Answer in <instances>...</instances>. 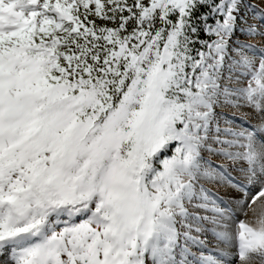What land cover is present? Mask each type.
I'll list each match as a JSON object with an SVG mask.
<instances>
[{
    "label": "snow or ice",
    "instance_id": "snow-or-ice-1",
    "mask_svg": "<svg viewBox=\"0 0 264 264\" xmlns=\"http://www.w3.org/2000/svg\"><path fill=\"white\" fill-rule=\"evenodd\" d=\"M241 5L0 0V264H264V0Z\"/></svg>",
    "mask_w": 264,
    "mask_h": 264
},
{
    "label": "rangeland",
    "instance_id": "rangeland-1",
    "mask_svg": "<svg viewBox=\"0 0 264 264\" xmlns=\"http://www.w3.org/2000/svg\"><path fill=\"white\" fill-rule=\"evenodd\" d=\"M247 3H248V0H242V5H241L242 8L246 7ZM241 27H243V25H241ZM212 159H213V160H218L219 158L213 156ZM209 187H213V188H215L216 186H215V185H209ZM220 193H221V195H223V189H220ZM209 240H210V241L212 240V237H211V236H209Z\"/></svg>",
    "mask_w": 264,
    "mask_h": 264
},
{
    "label": "trees",
    "instance_id": "trees-1",
    "mask_svg": "<svg viewBox=\"0 0 264 264\" xmlns=\"http://www.w3.org/2000/svg\"><path fill=\"white\" fill-rule=\"evenodd\" d=\"M201 11H204L205 10V6L201 5ZM198 14V13H197Z\"/></svg>",
    "mask_w": 264,
    "mask_h": 264
}]
</instances>
